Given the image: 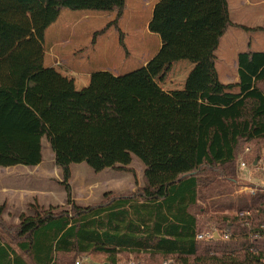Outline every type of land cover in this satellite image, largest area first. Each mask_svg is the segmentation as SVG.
Here are the masks:
<instances>
[{
    "label": "trees",
    "instance_id": "16d2710c",
    "mask_svg": "<svg viewBox=\"0 0 264 264\" xmlns=\"http://www.w3.org/2000/svg\"><path fill=\"white\" fill-rule=\"evenodd\" d=\"M63 9L115 12V19L94 34V43L110 27L119 30L126 0H0V167L39 166L46 139L63 170L67 195L64 207L34 205L32 215H22L12 226L3 220L0 206V229L13 242L0 234V264H76L92 255H103L109 264L123 258L129 262L130 257L137 264H264V188L231 197L233 188L217 185L236 183L242 144L264 141V52L239 53L236 82L222 83L216 69V52L229 28H264L233 23L228 0H159L148 29L163 41L192 31L212 15L221 14L222 21L211 45L205 43L208 34L200 41L197 51H204L202 55L176 58L194 64L183 89L163 90L144 66L120 75L90 73L94 98L112 112L126 147L100 154L104 129L90 136L96 126L72 122L64 130L78 136L82 152L126 151L139 159L144 185L121 196L107 192L100 202L83 206L72 198L70 166L61 160L59 135L47 123H60L46 115L64 92L51 96L41 112L25 100L28 79L46 69V31ZM205 64L212 89H191ZM82 130L88 132L87 139ZM210 192H224L228 199L215 210L218 201L192 212L209 201ZM229 210L236 214H224ZM212 227L229 238L198 242L197 235Z\"/></svg>",
    "mask_w": 264,
    "mask_h": 264
},
{
    "label": "rangeland",
    "instance_id": "374dc122",
    "mask_svg": "<svg viewBox=\"0 0 264 264\" xmlns=\"http://www.w3.org/2000/svg\"><path fill=\"white\" fill-rule=\"evenodd\" d=\"M153 1L126 0V9L119 23V30L110 27L94 43V34L103 30L115 19V12L95 13L63 9L59 19L46 31L45 38L49 44V53L53 55L49 56L48 63L56 62L54 70H80L87 73L111 71L115 75L125 74L142 66H149L151 69L175 67L176 70L173 71L178 76L175 78L174 87H184L194 64L188 69L187 65L191 63L189 60L176 61V58L187 53L182 45H179L181 43L171 40L160 41L157 35L149 31L148 22L153 14L151 13ZM228 3L230 19L233 22L249 28H264V0H228ZM218 16L221 20L217 27L222 21V15ZM216 28L210 30L205 43L212 44ZM249 50L264 52V31L229 28L216 52V69L222 83L235 81V77L238 76V55ZM203 52L196 50L193 56L199 57ZM199 71L202 74L201 82L207 87L205 91L211 90L208 64L201 66ZM60 78L62 80L58 78L55 90L46 95L47 99L43 107L51 94L63 91L65 95L69 90L70 85L67 84V80ZM200 86L202 83H197V87ZM194 87L196 86H193V89H196ZM53 111V114L50 111L46 117L48 119L52 117L60 123L54 124L51 120H46L59 135L56 138V146L61 160L70 166L69 184L75 203L83 206L95 204L100 202L107 192L121 196L131 194L144 185V165L139 159L126 151L114 155L82 152L77 142L78 136L73 138L72 133L65 132L72 122L81 123L76 118L75 108L55 105ZM93 125L96 129L90 131V136H96L103 131L98 120L93 122ZM87 134V131L82 130V138L87 139ZM86 142L85 140L84 143ZM257 156L259 160H256ZM238 157L236 183L232 185L224 181L223 184H217L233 188L234 193L231 197L252 194L250 192L252 189L264 188V141L242 144ZM242 163L245 164L244 167H241ZM119 166L126 167L128 171L115 169ZM62 182L63 170L57 166L54 151L46 139L43 140V162L39 166L0 167V206H4L5 223L9 226L19 224L22 215L33 214L34 205L43 209L51 206L64 207L67 195ZM210 193L213 195L208 199L209 201L200 202L192 212H197L208 203L218 201V204L212 208L215 210L220 201L222 204L228 199L224 192L217 196L213 192ZM234 213L236 212L233 210L224 212L230 216ZM212 229L216 228L212 227L210 230ZM0 234L12 242L1 229ZM12 245L17 249L15 244ZM126 261L127 259L123 258L119 264H125ZM83 264H107V262L103 255H92Z\"/></svg>",
    "mask_w": 264,
    "mask_h": 264
},
{
    "label": "crops",
    "instance_id": "0c3cea01",
    "mask_svg": "<svg viewBox=\"0 0 264 264\" xmlns=\"http://www.w3.org/2000/svg\"><path fill=\"white\" fill-rule=\"evenodd\" d=\"M159 0H154L152 4L151 13ZM229 4V3H228ZM230 12V10H229ZM219 14L212 15L202 22H200L192 31L186 34H177L176 36L169 39V41H175V43H181V47L187 51L186 56L194 58V51L200 49V41L205 40V36L210 32V30L215 29L219 21L221 20ZM152 18V16H151ZM150 18V20H151ZM149 20V21H150ZM233 22V21H232ZM149 23V22H148ZM235 23V22H233ZM237 24V23H235ZM160 39V38H159ZM160 41H163L160 39ZM45 67L46 69L41 73L33 75L27 81V89L25 94L26 102L37 112H41V107L45 104L47 99L46 95L55 90L57 86L56 82L58 78L62 80H67L69 90L61 98L57 99L54 102V105L58 107L61 106H70L75 108L77 113L76 118L81 121L80 125H85L86 127H92V123L98 120V123L104 133L101 137L100 143H98V148L100 149V154L105 153L106 148L110 149H120L126 147V140L123 133L117 127L113 114L110 109L107 107L105 102L96 100L93 95V91L90 88V73L83 72L80 70H54L55 63H48L49 56H53L52 53H49V44L45 38ZM59 62V61H58ZM59 64V63H58ZM192 63L187 65V68L192 67ZM146 67L153 75L155 81L160 85V87L165 91H173L178 89H183L184 87H174L176 82L175 78L178 76L177 73L173 70H176L175 67H166V68H154L151 69L149 66ZM180 68V66H177ZM152 70V71H151ZM60 76V77H59ZM236 82L238 76L235 77ZM202 74L200 71L194 76L192 82L190 83V88L193 89V86H196L194 90L199 92H204L207 87L203 84ZM202 83V86L197 87V83ZM210 84H208V87ZM198 88V89H197ZM63 92V91H62ZM51 94L50 96H53ZM77 108V109H76ZM54 111H51L53 114ZM93 121V122H92ZM89 122V123H88Z\"/></svg>",
    "mask_w": 264,
    "mask_h": 264
},
{
    "label": "built area",
    "instance_id": "2783aa9c",
    "mask_svg": "<svg viewBox=\"0 0 264 264\" xmlns=\"http://www.w3.org/2000/svg\"><path fill=\"white\" fill-rule=\"evenodd\" d=\"M247 151H250V150L247 149ZM244 166H245V164L242 163L241 167H244ZM250 192L252 194H254L256 192V189H252ZM234 214H236V213H234ZM241 215H243V213ZM228 238H229L228 234H223L218 229H213L212 231H210L208 233L198 234L196 239L198 242H217V241H223V240L228 239ZM87 260H89V257L79 259L76 264H83V262H85ZM107 264H109V263H107ZM125 264H137V263L133 259H131L129 262H126Z\"/></svg>",
    "mask_w": 264,
    "mask_h": 264
}]
</instances>
